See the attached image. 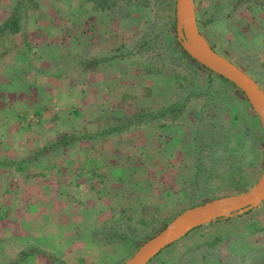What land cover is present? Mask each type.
<instances>
[{"label":"rangeland","instance_id":"1","mask_svg":"<svg viewBox=\"0 0 264 264\" xmlns=\"http://www.w3.org/2000/svg\"><path fill=\"white\" fill-rule=\"evenodd\" d=\"M14 1L0 0V22ZM36 1L26 22L29 11L38 10L47 19L44 41L59 43L65 58L57 64L62 70L55 79L48 81L43 72L34 80L15 75V92L8 100L0 95V108L8 105L0 109V151L10 157L28 155L61 131L93 133L187 92L203 93L192 97L176 121L130 127L114 133L107 143L105 137L76 141L25 163L28 201L35 192L40 198L34 199L39 205L23 208L41 211L42 222H50L48 241L55 247L74 243L70 263L123 264L184 209L254 185L264 167L263 124L242 91L183 53L165 0H111L108 9L95 8L91 0ZM193 5L198 28L212 48L264 90V0H193ZM30 34L25 23L21 33L0 41V57L20 52ZM156 35L148 47L135 49ZM71 41L76 50L69 48ZM43 48L39 46L43 54L59 53L57 47ZM131 49V55L88 73L77 65L90 54ZM197 132L215 145L208 151L211 161L194 169ZM202 166L207 168L199 175ZM49 186L53 191H43ZM55 191L65 204L50 205ZM49 209L52 213L46 214ZM14 210L11 205V213ZM2 211L0 206V217ZM48 254H39L35 264H61ZM17 255L5 256L4 263L14 262ZM238 261L264 264V201L192 230L149 264Z\"/></svg>","mask_w":264,"mask_h":264},{"label":"crops","instance_id":"2","mask_svg":"<svg viewBox=\"0 0 264 264\" xmlns=\"http://www.w3.org/2000/svg\"><path fill=\"white\" fill-rule=\"evenodd\" d=\"M37 12L38 10H32L28 13V21L26 22V25L28 26L31 33L30 35L32 36L29 40H25L24 44L21 46V51L13 53L12 55H6V57H0V95L3 100H8V97L11 96L12 92H15L13 87L17 85L11 80V78H13L15 75L16 77L23 76L22 78L28 77L32 78L30 80H34L37 79V74L42 75L43 72V75L48 79V81H50L51 79L58 77L60 70H62L58 69L57 64H59L65 58L64 50H62L63 48L59 46V43H54L52 45L49 43V41H44L46 38L43 36V34L47 32L45 29L48 30V27L46 26L47 19L39 16ZM39 46H43V49L47 48L49 51H51L50 49L57 47L59 53H52L50 55L43 54V50H39ZM69 48L76 50L72 41L71 47L69 45ZM35 50H38L39 53L35 54ZM90 56H92V54H90ZM33 88L34 87H30L32 90ZM7 107L8 105L6 106L3 104L2 108L0 109L5 110ZM113 137L114 134L106 135L103 142L107 143L108 141H112ZM72 145H75V143ZM45 156H42V158ZM20 158H23V156L21 157V155H18L15 157H10L8 152L5 153L0 151V160L6 159L8 161H13L19 160ZM25 168V164H0V206L3 208V215L0 217V264H5V256L12 255V253L28 248H34L36 251L42 250L46 253L50 252L49 254L54 253L60 256L66 264H72L70 262H73L74 260L72 259V254L75 252L73 249L75 246L74 243L73 247H69L72 245L67 244V241L61 246L55 247L54 243H50L48 241L49 237L47 226L50 222H42L41 211H37L35 209H29L27 211V208H23V206H26V204L30 205L31 203L35 202L38 203L34 199L39 201L40 198V193L35 192L34 199H29L33 201H28V194L25 190L27 187L26 173H24ZM48 189H52L53 191L51 186L48 188L44 187L43 191L46 192ZM15 191L16 193H14ZM50 199L52 200V204L50 205L54 207L59 203H66L64 200L59 199L58 193L56 191L54 194H52ZM11 205L13 207L16 206V211L14 210L13 213H11ZM51 211L52 210L49 209L46 214H49ZM55 219L57 221L59 217H56ZM34 244L39 245V247H34ZM166 248L167 247L164 249ZM164 249H162V251ZM160 252L158 254H160ZM39 254L43 253L32 254L25 261L15 264H35V262L40 261ZM158 254L156 256H158ZM154 258H152L151 261ZM238 264L244 263L238 261Z\"/></svg>","mask_w":264,"mask_h":264},{"label":"water","instance_id":"3","mask_svg":"<svg viewBox=\"0 0 264 264\" xmlns=\"http://www.w3.org/2000/svg\"><path fill=\"white\" fill-rule=\"evenodd\" d=\"M175 20L177 41L183 50L197 63L242 91L264 127V90L250 75L212 48L198 28L193 0H175ZM263 201L264 167L258 180L248 190L181 211L163 229L143 242L123 264H147L162 249L192 230L244 213Z\"/></svg>","mask_w":264,"mask_h":264},{"label":"trees","instance_id":"4","mask_svg":"<svg viewBox=\"0 0 264 264\" xmlns=\"http://www.w3.org/2000/svg\"><path fill=\"white\" fill-rule=\"evenodd\" d=\"M91 1L93 2L95 8H101V9H108L107 7H110L111 6L110 4L113 3L111 2V0H91ZM165 1H166L165 2L166 5L171 7V12H172L171 14L173 17L172 26L175 27V15H174L175 0H165ZM246 1H251V0H238L239 4L245 3ZM124 2L128 4L129 0H124ZM134 4L138 5L137 3ZM100 5H103V7ZM36 6H37L36 0H15L13 4L10 6V10L7 16L0 22V41L4 39L12 38V36L20 33L26 23V14L28 10L31 8H35ZM155 38H157V35L153 37L151 36L147 37L146 39L142 40L139 44H137L135 46V49L137 48L138 50H142L144 46L148 47V45L153 40L155 41ZM132 50L133 49L127 50L126 52L113 53L110 55L106 54L101 56L96 55L91 57L79 58L77 61V65L79 66L81 71H83L84 73H88L89 71H93L100 66L111 63V61L115 58L126 57L128 55H131ZM183 53L186 56H189L184 50ZM191 60L193 59L191 58ZM193 62L199 64L195 60ZM202 94L203 93L201 92L200 93L187 92V94L179 95L174 101L165 104L156 110L141 111L127 121L109 123L106 126L97 129L93 133H77L74 131H61L53 139L45 142L44 144H42L41 147L33 149L28 155L24 156L23 158L13 161H0V164L22 165L25 163L35 161L41 158L42 156L60 151L63 147L73 144L76 141L85 140V139L98 141L103 139L106 135L120 133L129 129L130 127H138L144 124H149L151 122H157V121H170V122L176 121L177 119L181 118L184 115L185 111L188 109L190 105V101L192 97H199ZM194 140L196 143V151H195L196 161L194 166L195 169V167L199 163L202 165H207L211 161L208 155L209 154L208 151L214 147L215 143L213 142L214 144L213 145L212 143L206 142L205 138L203 139L202 134L200 133L198 134V132L197 134H195ZM203 158L205 159V161L202 160ZM206 168H207L206 166L200 167L199 175L202 174V172ZM195 172L197 174L196 170ZM35 253L48 254L42 250L36 251L34 248L23 249L18 252L16 260L11 264L23 262L29 256ZM48 256L54 261H58L61 264H65L63 260L58 259L56 256L52 254H48Z\"/></svg>","mask_w":264,"mask_h":264}]
</instances>
